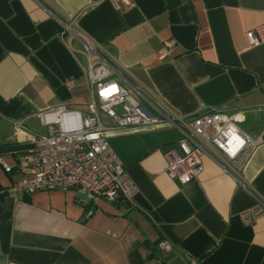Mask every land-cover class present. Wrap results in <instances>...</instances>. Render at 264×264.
Segmentation results:
<instances>
[{"label":"crops","instance_id":"1","mask_svg":"<svg viewBox=\"0 0 264 264\" xmlns=\"http://www.w3.org/2000/svg\"><path fill=\"white\" fill-rule=\"evenodd\" d=\"M129 1L117 9L108 0H0L7 165L45 132L37 114L87 111L89 65L106 67V79L164 121L104 133L137 188L132 204H92L76 190L13 194L19 175L0 166V264H264V110L255 112L264 105V43L245 37L264 24V0ZM170 40L171 57L159 61L155 48ZM208 109L240 114L241 129L263 144L239 169L203 157L201 173L181 186L164 155L179 153V120ZM160 240L171 250L159 251Z\"/></svg>","mask_w":264,"mask_h":264},{"label":"built area","instance_id":"2","mask_svg":"<svg viewBox=\"0 0 264 264\" xmlns=\"http://www.w3.org/2000/svg\"><path fill=\"white\" fill-rule=\"evenodd\" d=\"M115 8L130 7L129 0H108ZM250 46L264 43V24L245 34ZM175 42L165 41L154 50L159 61L171 57ZM103 65H89L86 73L91 102L86 112L65 106L37 114L44 133H33L30 147L22 152L13 166L0 158V166L7 174L19 175L9 191L32 195L36 192L76 190L87 201L133 203L137 188L115 153L108 146L104 133L115 129L156 127L164 121L146 110L119 83L109 81ZM72 84L68 82L67 85ZM264 110V105L255 112ZM110 120L104 124L102 116ZM240 114H228L208 109L187 119H180L178 129L183 135L177 142L179 153L172 149L164 157L166 174L181 186L193 181L202 171V158L209 157L219 164L244 166L255 150L263 144V137H250L238 125ZM166 121L171 122L169 118ZM172 123V122H171ZM23 129V123L18 124ZM93 210L86 212L90 217ZM244 223L252 220L248 211L239 215ZM157 248L168 252L172 246L160 240Z\"/></svg>","mask_w":264,"mask_h":264},{"label":"rangeland","instance_id":"3","mask_svg":"<svg viewBox=\"0 0 264 264\" xmlns=\"http://www.w3.org/2000/svg\"><path fill=\"white\" fill-rule=\"evenodd\" d=\"M240 128H242V129H243V128H244V125H243V126H240Z\"/></svg>","mask_w":264,"mask_h":264}]
</instances>
